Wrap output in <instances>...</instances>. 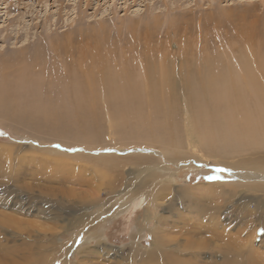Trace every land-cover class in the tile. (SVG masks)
<instances>
[{"label": "rangeland", "instance_id": "obj_1", "mask_svg": "<svg viewBox=\"0 0 264 264\" xmlns=\"http://www.w3.org/2000/svg\"><path fill=\"white\" fill-rule=\"evenodd\" d=\"M8 2L14 3V8L6 9L0 0V52L6 53L0 56V65L24 57L31 62L35 57L38 64L42 62L41 68L47 72L52 68L54 74L37 79L26 91L28 98L0 106V264H144L133 256L151 250L157 220L164 229L191 224L213 227L208 217L215 215L219 230L229 232L225 240L244 228L240 222L245 211L233 210V218L226 212L237 199L225 203L208 194L216 192L212 189L216 183L227 189L241 185L236 175L250 169L239 164L264 163V141L252 149L220 145L211 150L199 143L188 144L181 129L174 138H182L183 143L176 148L158 142L165 135L159 130L115 129L109 118L113 108L104 110L101 119L95 121L91 115L76 113L74 93L69 92V99L62 98L61 88L68 85L62 80L63 64L55 63V59L51 62L50 56L57 45L64 50L74 47L78 53L70 64L77 69L79 51H86L88 56L93 51L107 55L119 75L127 70L142 85L146 82L141 63L146 61L143 57L151 58L148 42L157 62V67L148 65L156 82L161 69L158 60L163 54L194 62L206 52L216 57L233 53L232 48L239 52L250 39L253 49L264 57V0ZM168 26L172 32L169 38L164 33ZM175 29L181 30L180 36H173ZM7 33L11 38L6 40ZM21 49H25L24 54L18 51ZM185 97L181 93V101L176 102L181 109ZM119 102L113 106L121 105ZM161 113L170 114L166 106H161ZM165 118L161 120L166 124ZM142 182H149V186L134 194ZM157 191L167 197L151 202L149 196ZM203 191L208 193L205 199L199 194ZM185 197L194 203L204 200V205L217 210L201 220L186 209ZM86 214L90 215L88 224L73 225ZM255 220L251 221L256 224ZM168 234L158 233L157 239L171 243L172 252L175 241ZM202 260L222 264L224 253L213 255L207 250Z\"/></svg>", "mask_w": 264, "mask_h": 264}, {"label": "bare ground", "instance_id": "obj_2", "mask_svg": "<svg viewBox=\"0 0 264 264\" xmlns=\"http://www.w3.org/2000/svg\"><path fill=\"white\" fill-rule=\"evenodd\" d=\"M8 1L10 0H2L7 5L6 9L14 8V3L10 4ZM8 6L10 7L8 8ZM159 29L154 28L153 30ZM170 29L171 27L168 26L165 31L163 30L165 37L169 38L171 36ZM177 30L175 29V32H173V36L179 35L181 30L179 32ZM184 33L186 34V32ZM4 36L2 34L3 38ZM147 37L148 39L151 38L149 35ZM9 38H11V34L5 37L6 40ZM249 41L245 42L246 48H240L241 51L239 52L233 51L232 48L230 50L233 53H224L219 57L206 52L207 54L203 55L201 60L194 62L190 61L189 58H184L185 53H182L181 56L184 58L182 60L185 61L183 66L182 60L177 59V56L158 55L160 59L157 60L161 68L158 82L155 78L153 79V73L150 74L149 72L148 65L154 64L156 66L157 62H155L156 59L150 52L153 49L148 42L146 49L151 58L145 56L143 59L146 61L141 63V71L144 73L142 77H145L146 82L144 85L139 82L137 76L134 78L131 72L127 70L124 72L125 75H119L118 68H113V65L110 66L112 61L110 62L107 55L102 57L94 51L90 56L86 51H79L80 58L77 60V69L74 64H70L74 55L78 53L74 47L64 50L58 47L60 45H57L56 49L53 48V57H50L53 58L51 62L55 59V63L63 64L60 66L63 71L62 80L68 85L61 88L63 90L61 96H63L62 98L68 96L69 99V92L74 93L77 102L76 113H81L83 116L91 115L95 118V121H98V119H101V113L104 110L113 108V111H115L112 112V116H109L113 128L119 130L122 126H128L134 127L133 129L138 132H142L140 129H143V127L152 131L159 130L165 134L160 136L161 138L158 140L164 146L178 148L183 141L182 138L175 139L174 135H178V131L182 129L186 133L183 137L187 139L188 144L190 143L193 146L199 143L204 148L211 150L220 145H223L224 148L234 147L235 150L238 147L252 149L258 143L264 141V57L259 52L260 50L255 51L253 49L252 41L250 39ZM18 51H21L22 54L25 53V49ZM2 55H6V53L0 52V56ZM34 58L31 62H28L29 59L24 57L20 58L18 62L5 61L0 65L1 107L6 103H17L20 99L28 98L25 97L26 91L34 86L37 79L47 75L48 77L53 76L54 69L48 68L47 72V69L41 68L42 62L38 64L37 59L33 60ZM153 61L154 63H152ZM44 65L47 66V63H44ZM177 65L180 70L177 69ZM114 73H116L115 76ZM142 77L140 75V78ZM72 79L75 80L71 82ZM141 82L143 81L141 80ZM38 86L41 85L38 84ZM179 88L182 89L180 92L178 91ZM181 93L186 95L182 103L184 109L176 104L177 101H181L179 98ZM32 100L38 99L32 98ZM117 101L122 104L113 106ZM161 106H166L170 114H162ZM146 111L149 112L148 115L144 114ZM181 112H184L183 116ZM164 117H167L164 120L166 124L161 120ZM167 131L170 135L167 134ZM243 165L244 167H242ZM240 166L250 169L243 170L245 175L244 173H242L243 175H236V178L240 179L241 185L235 187L231 185L227 189L222 187L223 185L220 183H216L212 185V189L216 192L211 191L213 194H207L211 197H220L225 203H231L234 199H237L229 206L232 208L226 212L230 218H233V210H235L234 213L237 209L245 211L244 214L241 213L242 221L240 222V227L244 228H240L232 235L227 236L229 239L225 240L229 232L225 231L226 229L219 230L221 226L216 224L218 222L214 214H212L214 216L208 217L209 221L214 223L213 227L191 224L181 228L166 227L164 229L165 227H161L164 224L157 220L156 229L152 233L156 241L153 242L151 250L138 245L146 250L143 249L142 256L140 253L135 252L133 256L135 260L139 259L137 261L144 262V264L149 262L146 260L150 259L158 264H217L202 260L207 254V250H211L213 255L224 253L222 264H264V163L259 165L257 163H245L239 164ZM148 186L149 182H142L141 185L135 187L134 194H137L140 191L139 189H145ZM130 190L132 191V189ZM162 192L157 191V193L151 194L149 196L151 202H155L160 197L166 198L167 196L163 195ZM199 194L204 195L203 199L206 198L207 194H204V191ZM251 195L259 196L252 198ZM180 197L182 198V194L178 197V200ZM226 198L229 200L225 201ZM184 200H187L188 204L186 209L190 213L193 211L195 214L197 213L201 220H205L210 211L213 213L215 209L217 210L215 206V209L213 208V205H211L212 208L204 205V200L195 203L192 200L189 201L188 197H185ZM254 217H256V224L251 221ZM89 219V214L82 215L75 220L73 225H76V223L86 225L89 223ZM158 233L170 234H168L172 238L170 240L175 241L174 245L172 244L175 248H172V252H170L168 246L171 243L157 239ZM254 243H259L256 249L252 248ZM67 264L74 263L69 262Z\"/></svg>", "mask_w": 264, "mask_h": 264}]
</instances>
